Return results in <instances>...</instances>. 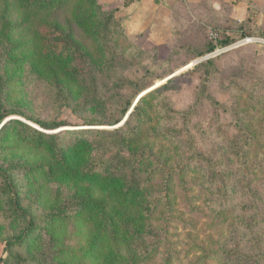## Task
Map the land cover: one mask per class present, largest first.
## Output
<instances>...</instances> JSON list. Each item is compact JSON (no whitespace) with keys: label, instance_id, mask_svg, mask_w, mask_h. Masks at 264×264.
I'll return each mask as SVG.
<instances>
[{"label":"rangeland","instance_id":"1","mask_svg":"<svg viewBox=\"0 0 264 264\" xmlns=\"http://www.w3.org/2000/svg\"><path fill=\"white\" fill-rule=\"evenodd\" d=\"M96 1L105 19L114 17L110 29L118 31L105 40L102 28L101 42L82 41L97 64L103 63L97 72L103 108H84V98L71 99L67 91L60 93L26 71L3 88L0 116L13 114L0 129L19 120L47 134L132 130L128 135L134 148L147 155L139 178L154 234L130 255V264H264V0L184 2V8L172 12L170 32L149 29L141 35L125 29L117 8L122 0ZM212 7L222 11L218 18ZM228 37L233 44L207 52ZM11 39L27 42L31 36L15 28ZM142 97L145 115L113 125L127 105L132 111ZM36 121L59 124L60 130H44ZM60 135L62 145L76 137ZM0 147V166L17 178L25 193L23 204L44 229L32 236L40 237L30 245L32 252L13 250L31 260L7 261L5 241L20 234L26 223L17 225L9 213L0 217L1 264H97L84 255L88 229L75 221L72 210L52 223L44 216L54 198L60 205L71 190L13 168L40 164L39 152L18 141ZM103 152L96 149L94 155L105 157ZM4 185L0 177V188Z\"/></svg>","mask_w":264,"mask_h":264},{"label":"trees","instance_id":"2","mask_svg":"<svg viewBox=\"0 0 264 264\" xmlns=\"http://www.w3.org/2000/svg\"><path fill=\"white\" fill-rule=\"evenodd\" d=\"M184 5L183 2L178 3L175 8H184ZM193 5L196 4H190ZM212 11L216 18L222 12L213 7ZM15 16L19 17L13 21ZM112 20L114 17L111 15L105 19L96 0H0V45L3 46L0 48V109L3 108L1 95L4 86L17 75L29 71L38 80L54 85L60 93L67 91L71 99L73 96L75 99L84 98V108L101 110L104 92L97 83V72L103 63L97 64L90 48L82 41L90 38L101 42L104 38L100 32L102 28L106 31L105 40L111 33L118 32L110 29ZM115 20L120 21L117 17ZM117 25L123 33L121 21L120 26ZM15 28L29 31L31 39L14 43L11 38ZM184 34L183 31L180 36ZM233 42L228 37L219 45L208 46L207 52L213 53ZM98 47L103 54V48ZM19 48L21 50L18 51ZM109 70L107 68L106 71ZM151 93L153 91L149 97ZM145 101L146 97H142L132 111V106L127 105L121 118L113 125L121 123L129 113L125 125L133 117L145 115L146 107L140 105ZM9 114L13 113L1 115L0 123ZM36 122L44 130H60L59 124ZM131 131L127 126L126 130L114 131H61L76 135L70 144L62 145L59 142L61 133L47 134L19 120H13L0 129L2 145L18 141L43 157L38 165L29 168L26 163H18L13 167L15 170L38 173L46 182L60 183L71 190V195L60 205L54 198L44 216L51 218L52 223L54 219L65 217L62 214L66 210H72L75 221L88 229L84 255L97 264H130V255L137 254L145 238L154 234L148 223L150 207H146L145 187L139 178V174L145 172L140 165L147 160V155L145 150L137 152L140 149L134 148L128 135ZM168 136L164 133V137ZM114 148L117 151L108 154ZM96 149L104 150L105 157H95ZM0 177L5 181L0 188V217L9 213L7 217H13L17 225L26 223L20 234L6 239L7 261L28 262L31 259L14 254L13 250L25 247L28 253L32 252L30 245L40 238L32 236L37 230L43 232L44 229H41L31 207L23 204L25 193L17 178L1 166ZM3 262L0 259V264Z\"/></svg>","mask_w":264,"mask_h":264},{"label":"crops","instance_id":"3","mask_svg":"<svg viewBox=\"0 0 264 264\" xmlns=\"http://www.w3.org/2000/svg\"><path fill=\"white\" fill-rule=\"evenodd\" d=\"M199 0H122L117 8L125 18L124 26L128 34H148L149 29H164L170 32L172 12L178 3L193 4ZM123 2V6L121 3ZM154 31V33H155Z\"/></svg>","mask_w":264,"mask_h":264},{"label":"water","instance_id":"4","mask_svg":"<svg viewBox=\"0 0 264 264\" xmlns=\"http://www.w3.org/2000/svg\"><path fill=\"white\" fill-rule=\"evenodd\" d=\"M129 114H130V113H129ZM129 114H128V116L125 118L124 122H126V120L128 119V117H129ZM124 122H123V123H124Z\"/></svg>","mask_w":264,"mask_h":264}]
</instances>
